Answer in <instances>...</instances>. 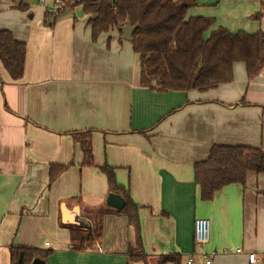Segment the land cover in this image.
<instances>
[{
	"label": "crops",
	"instance_id": "obj_1",
	"mask_svg": "<svg viewBox=\"0 0 264 264\" xmlns=\"http://www.w3.org/2000/svg\"><path fill=\"white\" fill-rule=\"evenodd\" d=\"M20 3L0 0V29L26 45L19 80L0 64V264H10L11 246L52 250L45 264L57 255L63 264H142L128 260L137 234L147 262L177 253L187 264L195 217L210 220L212 264H264V173L247 171L243 185L227 184L210 200L193 177L212 145L264 151L263 73L247 79L235 62L230 82L158 92L139 84L138 56L116 30L92 40L78 7L45 19L43 7ZM257 22L264 31V14ZM86 131L91 165L73 138ZM103 164L137 206L138 229L105 204L113 192ZM50 165L66 168L49 184ZM62 203L77 207L80 223H63ZM70 229L88 231L83 250L70 249Z\"/></svg>",
	"mask_w": 264,
	"mask_h": 264
},
{
	"label": "trees",
	"instance_id": "obj_2",
	"mask_svg": "<svg viewBox=\"0 0 264 264\" xmlns=\"http://www.w3.org/2000/svg\"><path fill=\"white\" fill-rule=\"evenodd\" d=\"M64 3V8L82 9L92 40L112 30L121 37L127 23L134 27L129 42L138 56L139 84L149 89L166 92L214 88L232 80L235 62L244 64L247 79L261 72L264 75V31H230L221 25L214 27L212 17L187 14L196 4L195 0H64ZM17 7L25 10L27 6L20 3ZM263 14L264 0L253 18L259 21ZM47 17L50 14L45 12V19ZM25 54V43L17 41L10 31L0 29V64L13 81L23 75ZM73 138L83 152V165H91L90 132L73 133ZM65 168V165H50L49 184ZM99 169L106 176L109 191L119 194L125 201L117 212L127 216L138 229L137 206L129 193L117 184L114 168L103 164ZM247 171L264 173L261 148L215 144L205 159L194 163V183L199 187L200 198L210 200L227 184L243 185ZM102 213L98 211L96 216V238L101 236ZM69 232L70 249L83 250L90 238L88 231L70 229ZM51 253L52 250L11 246L10 264H30L34 257L46 260ZM127 254L130 262L148 264L139 234L135 245L128 247ZM155 264H182V257L177 253L160 255Z\"/></svg>",
	"mask_w": 264,
	"mask_h": 264
},
{
	"label": "rangeland",
	"instance_id": "obj_3",
	"mask_svg": "<svg viewBox=\"0 0 264 264\" xmlns=\"http://www.w3.org/2000/svg\"><path fill=\"white\" fill-rule=\"evenodd\" d=\"M18 1L16 0V2ZM23 2L29 7L44 8L50 4L49 0L42 2L39 0H23ZM195 2L196 4L189 11H196L201 15L214 18V27L221 25L230 31H254L260 28V24L253 18L254 14L261 8L260 0H195ZM208 32L206 35H208ZM136 262L140 263L141 261ZM52 264H63L62 256H55ZM148 264L153 263L148 262Z\"/></svg>",
	"mask_w": 264,
	"mask_h": 264
},
{
	"label": "built area",
	"instance_id": "obj_4",
	"mask_svg": "<svg viewBox=\"0 0 264 264\" xmlns=\"http://www.w3.org/2000/svg\"><path fill=\"white\" fill-rule=\"evenodd\" d=\"M45 1V0H39ZM50 4L44 7L45 12L50 14L51 17L58 15L59 11L64 9V0H49ZM210 220L206 217H195L193 220V251L188 256L186 263L192 264L194 256H199L201 258L200 264H212L213 257L216 255V251L207 250L206 245L210 239ZM49 243L45 242V246ZM258 259L254 253L248 255V261L250 263L256 262Z\"/></svg>",
	"mask_w": 264,
	"mask_h": 264
},
{
	"label": "water",
	"instance_id": "obj_5",
	"mask_svg": "<svg viewBox=\"0 0 264 264\" xmlns=\"http://www.w3.org/2000/svg\"><path fill=\"white\" fill-rule=\"evenodd\" d=\"M83 1V0H78ZM82 13V9L79 8L76 12L78 16H80ZM134 31V27L131 26L129 23H127L124 28L122 29L121 36L123 39L129 40L131 38V35ZM124 199L122 196L116 193H108L106 196L105 204L111 208L114 209H121L124 206ZM73 213H78L77 207H74L73 209H67L65 208L64 204H61V219L63 223H70V224H78L80 223V220L75 219ZM30 264H45V261L39 257H34Z\"/></svg>",
	"mask_w": 264,
	"mask_h": 264
},
{
	"label": "bare ground",
	"instance_id": "obj_6",
	"mask_svg": "<svg viewBox=\"0 0 264 264\" xmlns=\"http://www.w3.org/2000/svg\"><path fill=\"white\" fill-rule=\"evenodd\" d=\"M72 215H74V217H76L77 213H73Z\"/></svg>",
	"mask_w": 264,
	"mask_h": 264
}]
</instances>
